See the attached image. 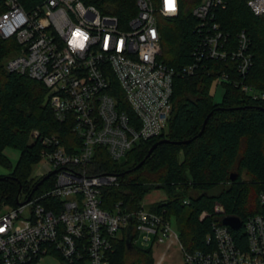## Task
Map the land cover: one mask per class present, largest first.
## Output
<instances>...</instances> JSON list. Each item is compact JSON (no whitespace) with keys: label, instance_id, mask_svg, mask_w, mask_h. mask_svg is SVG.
I'll list each match as a JSON object with an SVG mask.
<instances>
[{"label":"built area","instance_id":"1","mask_svg":"<svg viewBox=\"0 0 264 264\" xmlns=\"http://www.w3.org/2000/svg\"><path fill=\"white\" fill-rule=\"evenodd\" d=\"M246 1L255 16H264V0ZM0 7V37L18 46L5 69L43 83L57 121L76 136L67 144L56 135L41 139L39 163L54 174L43 182L49 188L38 192L41 185L27 202L0 210V264H44L49 257L58 264H113L115 244L127 239L130 227L132 244L152 249L154 264L166 263L172 244H179L185 264H264V214L242 223L241 245L230 227L213 223L209 250L190 252L166 211L141 204L127 212L122 203L104 209V188L120 186V176L91 173L98 149L123 164L141 142L164 135L175 77L194 76L205 62L234 61L237 86L264 101V88L246 82L255 66L251 38L242 30L233 43L217 21L226 0L195 6L197 42L192 61L179 70L161 59L160 21L180 15V0L175 10L169 0H137L136 16L124 25L83 0H0ZM228 80V74L218 78ZM215 212L226 217L220 204ZM165 244L156 263L154 250Z\"/></svg>","mask_w":264,"mask_h":264},{"label":"trees","instance_id":"2","mask_svg":"<svg viewBox=\"0 0 264 264\" xmlns=\"http://www.w3.org/2000/svg\"><path fill=\"white\" fill-rule=\"evenodd\" d=\"M83 1L103 14L118 17L123 25L138 12L137 0ZM180 1V15L160 21L161 59L176 70L192 61L191 52L197 42V20L192 11L200 2ZM226 1L228 7L217 13V21L233 43L238 33L246 30L255 61L246 82L263 89L264 16H255L246 0ZM17 48L13 40L0 37V162H9L4 155L7 147L20 151L13 173L0 177V210L16 207L17 199L20 200L25 189H30L34 181L30 178L32 168L41 160L43 137L56 135L66 144L76 138L57 121L43 83L5 69L4 60ZM223 74H228L229 80L221 82L225 94L222 103L216 104L210 86ZM239 80L237 65L231 60L205 62L194 76H176L173 110L164 135L141 142L123 164L112 161L104 148L98 149L91 173H114L121 182L120 186L104 188L102 207L112 210L122 203L125 211L134 212L146 195L163 189L167 199L151 208L155 212L166 211V216L176 219L180 240L190 252L209 250L207 235L212 234L213 223H222V215L215 212L217 204L223 206L226 216L238 217L242 223L253 215L264 214L260 201L264 192V101L245 94L236 84ZM208 116L201 136L190 143L178 144L198 136ZM34 132L40 137L34 138ZM165 139L170 142L159 145L143 166L133 170L145 160L154 144ZM232 175H236L234 181ZM49 186V182L43 183L38 192ZM232 232L241 245L245 239L243 227ZM111 256L113 264H154L152 249L133 244L129 248L127 239L116 242Z\"/></svg>","mask_w":264,"mask_h":264},{"label":"rangeland","instance_id":"3","mask_svg":"<svg viewBox=\"0 0 264 264\" xmlns=\"http://www.w3.org/2000/svg\"><path fill=\"white\" fill-rule=\"evenodd\" d=\"M7 59L4 60L3 62L4 66H5ZM210 93L213 98V101L216 104H220L222 103V100L225 94V86L220 81L214 80L210 86ZM4 155L8 158L9 162L6 164L0 162V177H8L13 173L20 159V151L13 147H7L4 150ZM51 170H52L51 166L48 164L45 165V163L43 162H40L34 165L32 168V173L30 177L34 181L30 183L29 185L30 189L28 191H26L25 189L23 194H21L20 200L21 201L26 200L28 196L30 195L29 192L32 189V187L35 186L38 183V181L42 179L45 176V174H48ZM166 199H167V193L163 189H158L146 195V197L141 202V204H145L147 208L149 209L156 203L165 201ZM6 207H9V206H6ZM3 209L5 208L3 207L2 211H4ZM173 226L176 227L175 221H173ZM167 246L168 245L165 244V245L159 246L158 248H155L154 257H155L156 263L159 260L160 256L162 255V253L166 251ZM43 263L44 264H58V261L55 258L49 257V258H46L43 261ZM165 264H185L183 254H182V251L180 250L179 244L171 245L166 255Z\"/></svg>","mask_w":264,"mask_h":264},{"label":"water","instance_id":"4","mask_svg":"<svg viewBox=\"0 0 264 264\" xmlns=\"http://www.w3.org/2000/svg\"><path fill=\"white\" fill-rule=\"evenodd\" d=\"M210 116H208V118L206 119L205 123H204V126H203V129L202 131L200 132V134L198 136H196L195 138H193L192 140H189V141H185V142H178V144H187V143H190L192 142L194 139H197L199 136H201L203 133H204V130H205V127L207 125V122H208V119H209ZM170 141L168 139H165V140H161L159 142H157L156 144H154L152 146V148L149 150L145 160H143L138 166H136L133 170H137L139 169L141 166H143V164L145 163L146 159H148L152 153L154 152V150L161 144H164V143H169ZM133 170H130V171H133ZM54 172L46 175L45 177H43L36 185L35 187L33 188L31 194L28 196V199L26 200V202L30 199V197L32 196V194L43 184V182L45 180H47L48 178L51 177V175H53ZM236 179V175H232L231 176V180H235ZM21 191V190H20ZM17 204L18 205H21L22 203L20 202L19 199H17ZM222 223L225 225V226H228L230 227L232 230L234 231H238L242 228V220L238 217H233V216H226L223 218L222 220ZM131 230H132V227L129 228L128 230V236H127V243H128V246L129 248H131L132 246V239H133V236L131 234Z\"/></svg>","mask_w":264,"mask_h":264},{"label":"snow or ice","instance_id":"5","mask_svg":"<svg viewBox=\"0 0 264 264\" xmlns=\"http://www.w3.org/2000/svg\"><path fill=\"white\" fill-rule=\"evenodd\" d=\"M174 3H175V0H169L170 10H175Z\"/></svg>","mask_w":264,"mask_h":264}]
</instances>
